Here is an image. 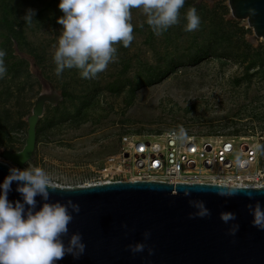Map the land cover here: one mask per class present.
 Here are the masks:
<instances>
[{"label": "rangeland", "instance_id": "rangeland-1", "mask_svg": "<svg viewBox=\"0 0 264 264\" xmlns=\"http://www.w3.org/2000/svg\"><path fill=\"white\" fill-rule=\"evenodd\" d=\"M6 1L11 8L4 10ZM58 3L0 0V49L7 69L0 79V160L12 164L2 149L24 146L36 98L64 89L70 95L46 104L36 150L25 166L42 168L54 184L98 181L99 163L117 151L127 131L182 128L245 136L264 152V39L255 36L247 19L231 15L228 0H185L178 23L158 36L142 10L131 9L133 40L128 47L117 43L116 60L87 79L75 68L55 74L53 54L62 31L57 18L63 15ZM29 8L35 15L26 22ZM190 8L200 25L186 32ZM4 12L18 24L21 40L7 34Z\"/></svg>", "mask_w": 264, "mask_h": 264}, {"label": "water", "instance_id": "water-1", "mask_svg": "<svg viewBox=\"0 0 264 264\" xmlns=\"http://www.w3.org/2000/svg\"><path fill=\"white\" fill-rule=\"evenodd\" d=\"M231 15L247 19L256 37L264 39V0H228ZM63 94H40L27 116L26 140L17 151L3 148L0 182L13 165L25 167L37 146V126L48 102ZM49 202L78 203L73 212L65 244L74 232L81 233L85 251L79 259L65 255L58 264H264V229L251 224L248 205L259 201L264 207V186H231L209 182H166L160 180H114L63 186L52 183ZM12 182L10 201L22 200ZM192 189L184 196L183 189ZM235 190L222 196L218 191ZM250 194V195H249ZM203 200L210 215L195 217L188 200ZM37 210L44 201L37 196ZM27 207V206H26ZM222 211L236 214L235 221L223 222ZM238 223L232 235L228 228ZM150 232L144 241L143 233ZM144 241L142 252L133 253L128 245ZM152 248L149 254L148 248Z\"/></svg>", "mask_w": 264, "mask_h": 264}, {"label": "clouds", "instance_id": "clouds-1", "mask_svg": "<svg viewBox=\"0 0 264 264\" xmlns=\"http://www.w3.org/2000/svg\"><path fill=\"white\" fill-rule=\"evenodd\" d=\"M185 0H59L58 8L63 15L57 18L62 31L53 54L56 65L55 74L59 77L64 69H78L82 78H94L104 71L108 64L116 60L119 43L128 47L133 40L131 9H141L146 16V23L155 35H160L170 26L178 23L179 10ZM35 15L34 9H27L23 19L30 22ZM184 31L198 29L200 17L194 8L185 14ZM5 51L0 49V79L6 73L3 57ZM177 139H184L181 128ZM261 149L260 144L256 145ZM16 181V191L22 200L10 201L8 193L12 182ZM49 175L40 167L20 169L12 166L0 182V264H58L65 255L79 259L85 251L81 233L74 232L67 244L62 237L69 233L72 212H79L80 206L71 199L67 203L49 202V189L52 188ZM192 189L185 187L184 196H189ZM219 195L231 196L235 190L218 191ZM250 195V194H249ZM44 201L37 210L36 197ZM195 209L190 217H206L210 209L203 200H188ZM27 206V207H26ZM252 215L251 224L264 229V207L259 201L248 205ZM220 219L228 223L235 221L236 214L222 211ZM238 223H232L229 234L234 235L239 229ZM146 241L150 232L143 233ZM144 241L128 245L133 253L142 252L146 247ZM149 254L152 248H148Z\"/></svg>", "mask_w": 264, "mask_h": 264}, {"label": "built area", "instance_id": "built-area-1", "mask_svg": "<svg viewBox=\"0 0 264 264\" xmlns=\"http://www.w3.org/2000/svg\"><path fill=\"white\" fill-rule=\"evenodd\" d=\"M163 131H127L118 149L97 168L98 181L160 180L264 186V152L245 136Z\"/></svg>", "mask_w": 264, "mask_h": 264}, {"label": "trees", "instance_id": "trees-1", "mask_svg": "<svg viewBox=\"0 0 264 264\" xmlns=\"http://www.w3.org/2000/svg\"><path fill=\"white\" fill-rule=\"evenodd\" d=\"M2 7L5 10L9 7L11 8V5L6 1L4 6H2ZM7 12H8V10H7ZM7 12H4V14H3L2 24L6 27L8 35L14 36L15 38H18L19 40H21V38H19L20 36H18V24H13L12 20L8 17ZM62 94H63V97L68 96V95H70V92L68 90L64 89L62 91ZM38 131H39V128L37 126V137H38V133H39Z\"/></svg>", "mask_w": 264, "mask_h": 264}]
</instances>
